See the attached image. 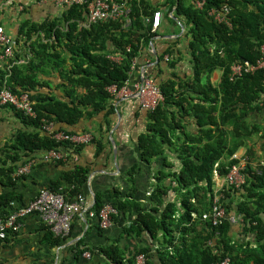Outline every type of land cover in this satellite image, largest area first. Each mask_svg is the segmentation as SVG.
<instances>
[{
	"label": "trees",
	"instance_id": "1",
	"mask_svg": "<svg viewBox=\"0 0 264 264\" xmlns=\"http://www.w3.org/2000/svg\"><path fill=\"white\" fill-rule=\"evenodd\" d=\"M127 1L131 10L129 25L119 19L86 26L85 4L65 7L54 19L20 22L15 41L28 43L30 57L11 66L6 82L13 92L28 93L36 116L29 117L7 105L21 126L0 146V215L26 204L15 185L28 173L16 174L19 166L28 161H42V155L50 149L66 154L65 160L53 162L64 164L86 145L53 139L42 129L43 119L69 134L89 132L95 155L106 148L104 140L108 142L116 114L115 100L108 87L114 85L119 89L125 84L133 58L137 65H142L141 56H152L148 43L155 35L151 22L144 18L157 9L146 6L144 0ZM196 1L164 2L170 9L175 7L173 17L186 26L182 37L187 39L191 74L182 79L175 71L181 58L175 43L180 37L166 45L146 74L158 84L164 99L155 109L146 110L148 126L139 134L138 146L145 162L161 157L163 165L172 172L164 169L155 174L149 195L151 208L140 211L124 230L136 234L148 231L158 242L156 251L162 264H213L224 257L234 264H264V76L257 70L230 77L232 64L255 63L261 57L264 0H204L201 7ZM224 5L228 7L225 21H217L211 10L222 12ZM111 55H119L121 59L116 62ZM20 57L15 50L14 60ZM1 60L0 88L6 75V64ZM167 69L172 70L168 77L164 75ZM213 69L220 74L211 88L207 79ZM52 70L62 78L64 97L36 90L41 85L40 76ZM99 113L102 117L95 126L85 127L81 132L69 128ZM185 115L195 119L196 134L187 132L182 121ZM261 115L262 121L255 119ZM242 146L245 150L241 155L248 158L245 183L234 189L223 182L215 189V174L224 178L237 162L232 155ZM167 153L174 154L176 163ZM137 167L131 166L128 174ZM89 171V165L81 163L63 169L49 190L62 191L72 199L80 193ZM62 181L68 185L64 191L60 189ZM167 182L175 184L177 201L166 202L171 189ZM215 193L223 194L219 200L225 214L213 225L203 214L211 212ZM16 202L20 206H14ZM106 203L117 210L112 222L131 206L140 209L129 196L121 197L116 188L108 191L106 197L96 194L92 209L97 213ZM233 214L241 215L244 229L254 233V247L238 244L229 234L228 217ZM44 226L45 239L52 244L70 235L69 232L67 237L54 236ZM82 250L91 251L89 247ZM98 251L108 264H134L140 253L147 263L152 256L147 246L128 257L115 245L99 247Z\"/></svg>",
	"mask_w": 264,
	"mask_h": 264
},
{
	"label": "crops",
	"instance_id": "2",
	"mask_svg": "<svg viewBox=\"0 0 264 264\" xmlns=\"http://www.w3.org/2000/svg\"><path fill=\"white\" fill-rule=\"evenodd\" d=\"M165 1L144 0L146 6H152L160 11V25L154 30L155 35L148 43V50L152 56H141L142 65H137L136 60L131 77L137 76L143 71L145 74L151 71L158 59L157 55L164 50L168 43H174L179 37L181 39L175 43V46L181 52V58L175 71L182 79L191 74L187 39L182 37L186 26L180 25L179 21L174 19V7L170 9L168 5L164 4ZM61 11L62 9L50 0L42 2L37 0H0V26L15 40L22 20L37 23L44 19L58 17ZM15 50L19 51L21 63L29 59L28 43L22 40L19 43L15 41ZM1 65L0 63V68ZM171 71L167 69L164 75L170 76ZM219 74L217 69H213L208 74L207 83L211 88L215 87ZM40 81L41 85L36 87L38 92L50 93L59 97L65 96L61 86L62 78L57 71L52 70L48 74L41 75ZM114 105L116 114L107 136L108 142L104 140L106 148L98 155H95L94 144L88 143L79 154L74 155L64 164L35 160L28 174L16 182V190L22 194V202L25 204L33 199L40 189H49L51 184L59 179L63 169L71 168L77 163L89 165L90 171L80 191L86 198L87 208L82 213L75 215L70 235L56 244L50 243L45 239L46 229L43 222L36 214H29L24 217L17 232L3 240L0 239V264H108L107 259L98 251V248L111 245L119 247L125 257L134 254L142 247H150L152 256L145 264H162L156 251L158 242L152 239L148 231L143 230L140 234H136L125 232L124 228L129 226L140 211H147L151 208L149 195L155 184V174L164 169L172 172V169L163 165L161 157H157L149 163L142 159L138 136L147 129V111L141 108L133 97L118 98ZM101 117L102 113H99L89 119H81L76 125L69 128L81 132L85 127L95 126ZM262 117L263 115L255 119L262 121ZM182 121L188 133L191 135L197 133L198 129L193 117L185 115ZM20 126L19 119L15 116L13 109L0 106V146ZM178 134L184 138L183 135ZM244 150L245 148L242 146L236 151V154L241 155ZM167 154L169 159L175 162L174 154ZM133 165L138 167L128 174L129 168ZM177 165L178 162L176 167ZM214 180L215 189L223 184V179H219L216 174ZM166 184L171 188L167 194L166 202L177 201V196L173 191L175 184L168 182ZM67 186V183L62 181L60 189L64 191ZM115 188L121 197L129 196L130 200L137 202L140 209L131 206L123 214H120L110 226L102 228L98 225L97 217L89 215L88 210H91L96 194L106 197L107 192ZM14 206H20V204L16 202ZM237 219L236 222L231 223L229 234L238 244L248 243L249 247H254V233L244 229L242 218ZM262 220L264 221V214ZM84 247H89L91 251L82 250ZM85 251L89 253V256L84 254Z\"/></svg>",
	"mask_w": 264,
	"mask_h": 264
},
{
	"label": "built area",
	"instance_id": "3",
	"mask_svg": "<svg viewBox=\"0 0 264 264\" xmlns=\"http://www.w3.org/2000/svg\"><path fill=\"white\" fill-rule=\"evenodd\" d=\"M39 2L45 0H37ZM58 8L63 9L65 7L74 4L86 5V16L84 25H90L102 21H114L123 19L125 25L130 24V7L127 0H50ZM204 0L196 1V5L201 7ZM228 13V7L224 5L222 12L211 10V14L217 21H225V15ZM145 21L151 22L152 31L158 28L160 25V11L156 10L149 17L144 18ZM0 59L6 64V75L0 88V106H12L15 110L20 111L22 114L29 117H35L36 112L33 108V102L30 99L28 93H16L13 92L6 82V77L10 75V68L14 63H21L22 60L15 59V40L11 35L5 32L4 28L0 26ZM112 60L118 62L121 58L119 55L109 56ZM166 58V56H165ZM136 59L133 58L129 79L125 84L117 89L114 85L108 87L109 93L114 97L116 101L118 98H135L141 108L151 111L160 104L164 96L153 78L146 75L145 72H140L139 75L133 76V68L135 66ZM257 70L262 71L264 76V46H261V57L256 60L255 63H234L231 65L230 77H238L243 73H253ZM42 129L50 134L55 140H68L76 144H87L91 140V134L89 132L73 133L69 134L63 130H57L55 123L52 121L42 120ZM232 157L237 159V162L232 164L228 172L223 178L228 186L234 189H240L245 183L246 174L245 168L248 162V158L245 155H238L234 153ZM66 154L50 149L46 151L42 157V161L55 162L57 160H65ZM33 161H28L25 164L19 166L16 170V174H26L30 171ZM222 193H215L213 198V206L210 213L203 214V217H209L213 225H216L224 217L225 211L219 198L222 197ZM87 201L84 195L81 193L75 195L72 199L66 197L62 191H51L47 188H42L38 191L37 195L28 201L25 205L15 208L11 212L0 215V239H5L8 235H12L17 232L22 224L25 216L29 214H36L39 219L48 227L54 236L67 237L70 232L71 223L75 215L82 213L87 208ZM89 215L95 216L98 219L99 226L106 228L112 223V216L117 213L116 208L107 203L104 204L96 213L92 208L88 210ZM241 219V215H230L228 220L231 223ZM86 256H89L87 251L84 252ZM134 264H145V256L140 253L136 256ZM213 264H234L229 257L214 262Z\"/></svg>",
	"mask_w": 264,
	"mask_h": 264
},
{
	"label": "water",
	"instance_id": "4",
	"mask_svg": "<svg viewBox=\"0 0 264 264\" xmlns=\"http://www.w3.org/2000/svg\"><path fill=\"white\" fill-rule=\"evenodd\" d=\"M174 9H175V7H174ZM174 19L179 21V19L176 16H174ZM179 23H180V21H179ZM118 117H119V115H118Z\"/></svg>",
	"mask_w": 264,
	"mask_h": 264
},
{
	"label": "rangeland",
	"instance_id": "5",
	"mask_svg": "<svg viewBox=\"0 0 264 264\" xmlns=\"http://www.w3.org/2000/svg\"><path fill=\"white\" fill-rule=\"evenodd\" d=\"M236 153V152H235Z\"/></svg>",
	"mask_w": 264,
	"mask_h": 264
}]
</instances>
